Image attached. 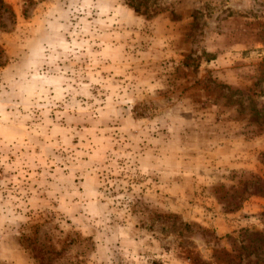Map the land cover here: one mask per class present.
<instances>
[{"label":"rangeland","instance_id":"1","mask_svg":"<svg viewBox=\"0 0 264 264\" xmlns=\"http://www.w3.org/2000/svg\"><path fill=\"white\" fill-rule=\"evenodd\" d=\"M151 1L2 0L0 264H264V0Z\"/></svg>","mask_w":264,"mask_h":264},{"label":"trees","instance_id":"2","mask_svg":"<svg viewBox=\"0 0 264 264\" xmlns=\"http://www.w3.org/2000/svg\"><path fill=\"white\" fill-rule=\"evenodd\" d=\"M128 4L133 9L134 12L141 13L146 17H154L155 15H157L158 12L157 8L152 7V4L154 3H152L151 0H129ZM3 5L4 4L2 3V0H0V9H2L1 7H3ZM252 117L253 120L255 121L259 120L261 122H264V110L254 111L251 118ZM259 192L264 196V187ZM251 235L256 238L260 237L261 240L264 241V237L260 233H254ZM34 250H35V258L37 259L38 264H51L52 256L50 254L43 252L41 249H34Z\"/></svg>","mask_w":264,"mask_h":264}]
</instances>
